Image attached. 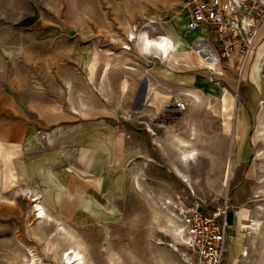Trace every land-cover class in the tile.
<instances>
[{
    "label": "rangeland",
    "instance_id": "374dc122",
    "mask_svg": "<svg viewBox=\"0 0 264 264\" xmlns=\"http://www.w3.org/2000/svg\"><path fill=\"white\" fill-rule=\"evenodd\" d=\"M187 1L0 0V264H22L28 248L37 264H62L73 240L51 236L60 225L85 264H196L171 230L166 198L173 205L197 200L208 214L226 202L233 252L223 264H264V223L253 235L247 221L229 219L244 208L263 217L256 205L264 203V154L254 153L264 146V55L252 60L264 41V0L253 13V49L241 75L231 57L216 71L195 63L166 70L127 36L128 29L146 26L153 35L173 27L195 43L203 33H184ZM149 17L157 23L146 25ZM187 89L202 101L193 103ZM204 93L218 96L219 105H208ZM192 125L196 160L182 167L171 136L186 138ZM80 158L87 171L73 168ZM36 196L51 224L34 219Z\"/></svg>",
    "mask_w": 264,
    "mask_h": 264
},
{
    "label": "built area",
    "instance_id": "2783aa9c",
    "mask_svg": "<svg viewBox=\"0 0 264 264\" xmlns=\"http://www.w3.org/2000/svg\"><path fill=\"white\" fill-rule=\"evenodd\" d=\"M261 0H188L186 30H201L203 36L194 46L206 57L229 60L237 53L246 58L253 49V33ZM229 205L208 214L197 200L180 203L178 212L185 236L186 250L199 264H223L227 253Z\"/></svg>",
    "mask_w": 264,
    "mask_h": 264
},
{
    "label": "bare ground",
    "instance_id": "6f19581e",
    "mask_svg": "<svg viewBox=\"0 0 264 264\" xmlns=\"http://www.w3.org/2000/svg\"><path fill=\"white\" fill-rule=\"evenodd\" d=\"M149 23H150L149 25L155 24V23H157V20L155 18L151 17ZM128 35L131 38L132 42H136L137 40H139L140 44H141V46H140L141 48L142 47H144L145 49L149 48V50H151L154 54L153 57H155L159 61H161L163 63V65L165 66V68H167V70H170L171 68H180V65L190 67L191 64L199 65L201 67V69H205V70H209V71L213 70V69L219 70L218 61H216L213 57L204 56V54H202L197 49V47L194 46L195 43H193V42L188 43L182 37L173 38L169 35H165L164 33H155L153 35H149L146 26L140 28L137 31L136 30L132 31V30L128 29L127 36ZM125 48H127V47H125ZM128 48H129V46H128ZM262 55H264V41L259 43L258 46L256 47L255 55H254L253 60H252L254 62L253 66L259 62V59ZM255 56H256V58H255ZM170 71H172V70H170ZM107 72H108V70H107ZM108 74H109V72H108ZM105 77L107 78V76H105ZM184 93H185V96L188 97L189 99H191V101L195 104L200 103L202 101L201 94L198 93L197 91L187 89ZM203 98L206 100V103L208 105H212V106L219 105V103L221 101V99L218 96L211 94V93H204ZM262 102L264 103V101H262ZM227 106L230 108H233V102L229 101ZM262 130L264 131V128ZM197 133H198L197 126L192 125L188 129V136L186 138H182V137L176 136V135L174 136L175 146H176V148H178V151H179V159H180L179 162H182V164L185 163L188 165V163H191V162L194 163V161L196 160L197 151H196L195 147L193 146V143H194L193 140L197 139V137H198ZM198 139H199V137H198ZM49 143H51V142L49 141ZM254 154H255V157L260 158L261 155L263 157L264 146H263L261 151L257 150V151H255ZM100 157H101L100 152L95 154V156L92 159L93 165L96 161H100V159H101ZM230 162H231V160H230V158H228V155H227V158L225 159V162L223 164L224 168H223L222 180H221V185L224 188L227 186V183L229 180V175H230V170H231V163ZM178 171H179V169H178ZM1 174H3V172L0 173V175ZM183 176L185 177V179H183V181L187 182L188 183L187 186L191 188L192 187L191 183L188 180L189 177L187 175H183ZM1 179L3 180L1 182V187H2V183L5 182V179L3 177H1ZM134 180H135L133 183V184H135L134 187H136V189L140 190L141 185L137 179V176L134 178ZM260 200H262V199H260ZM33 201L35 202V204L33 206H31V208H32V214L34 216V219L37 220V222H39V223H44V222L50 223V222H52V218L45 211L44 206L42 205L41 201L39 200V197H37V196H36V198L34 197V199H32V202ZM162 205H164L165 208H167L169 211L170 217H168L167 221H168L169 225L171 226V230H172L173 234L176 235L175 236L176 239L179 240V242H181V243L183 242V245L185 246V236L183 234V227H182V224L180 222L178 205L174 204L175 205L174 206L173 202L167 198L165 199V201L163 200ZM168 206H170V207H168ZM256 209H257L259 214L263 215V217L262 218H256V219H250L249 221H247V224L245 226L246 230H249L252 233L254 232L253 235H255V233L257 231L259 232L262 224L264 223V203L256 205ZM175 210H177V213L175 212ZM60 232L65 233L67 236L70 237V239L73 240V244L68 245L61 252L60 259H61L62 264H85L84 253L79 248L78 242H76V240L74 241V236L71 233H69V231H67L62 225H60V227L56 226L55 229H53L51 236L55 237ZM185 248H186V246H185ZM240 250H241V252H243V254L240 253L241 255H243V256L246 255V252L243 251V248ZM28 255L30 256V258H28L22 264H37L38 257L35 255V253L30 248H28ZM196 264H199V263L196 261Z\"/></svg>",
    "mask_w": 264,
    "mask_h": 264
},
{
    "label": "crops",
    "instance_id": "0c3cea01",
    "mask_svg": "<svg viewBox=\"0 0 264 264\" xmlns=\"http://www.w3.org/2000/svg\"><path fill=\"white\" fill-rule=\"evenodd\" d=\"M181 1H183V0H181ZM150 18L151 17H149V19H148V23H146V25H149L150 23H149V21H150ZM186 22V21H185ZM185 22H184V27H183V31H184V33L185 34H187V35H189V36H197V31H194V32H188L187 30H186V26H185ZM198 32H201V30H199ZM162 33H164L165 35H169V36H171V37H173V38H176V37H180L178 34H177V32L173 29V27H171V29L170 28H168V27H165V31H163ZM201 33H203V32H201ZM202 36H203V34H202ZM202 36H199L200 38L202 37ZM199 38V39H200ZM196 39V38H195ZM199 39H197V40H194V42H196V41H198ZM191 40V39H190ZM141 46V44H140V41L138 40L137 41V44H136V48L137 49H139V51H141L140 53L141 54H143V55H150L151 53H153L151 50H149V48H144V47H140ZM148 49V50H147ZM145 53V54H144ZM247 59L248 58H242L241 56H239L237 53H234L232 56H231V60H232V62H236L237 63V65H236V69L238 70V73L241 75V74H243V72H244V67H245V64L247 63ZM243 67V68H242ZM170 69V68H169ZM174 69V70H173ZM171 68L170 70H173V71H176V69L177 68ZM166 70H167V68H166ZM102 71H103V69H101V73H102ZM149 87H150V83L147 85V92L149 91ZM152 89V88H151ZM165 99V98H164ZM163 99V100H164ZM157 100V97L156 98H154V101L153 102H155ZM145 104L147 105V106H151L152 104H150L149 102H148V98L147 99H145ZM180 109H181V107H179ZM159 110H160V108H158ZM169 126H171V125H169ZM150 133L151 134H154L153 132H151L150 131ZM175 136V135H174ZM174 136H171V138H173V140H174ZM177 136V135H176ZM180 136V135H179ZM120 138V141H119V143H121V140H122V138L121 137H115V141H116V139H119ZM1 141V140H0ZM3 142V141H2ZM4 143V145L6 146V147H8V146H13L15 149H17V151H19V145H17V144H14V143H5V142H3ZM116 143V142H115ZM118 142L116 143L117 145L119 144ZM175 148H176V146H175ZM89 149V148H88ZM87 150V149H86ZM85 151V150H84ZM174 153H175V156H176V159H177V161L179 162L180 161V159H179V151H178V148H176L175 149V151H174ZM9 160V159H8ZM82 160V161H81ZM192 163V162H191ZM82 164V165H81ZM82 167H81V166ZM179 165L180 166H185V165H187V164H185V163H183L182 164V162H179ZM73 168L75 169V170H83V171H87L89 168H88V165H87V163H85V161L82 159V158H80V160L77 162V166H74L73 165ZM84 168V169H83ZM178 169H179V171H178ZM180 169L181 168H176L175 170L179 173L180 172ZM29 178V177H28ZM25 178H21L20 180H24ZM75 180V177H74V175H71V182L72 181H74ZM182 182H183V180H181ZM21 183V181H19V184ZM73 183V182H72ZM18 184V185H19ZM17 186V185H16ZM69 189V191L71 192V191H74L73 189L71 190L69 187L66 189V190H68ZM76 191H78V190H76ZM39 197V196H38ZM39 198H41V197H39ZM65 205L66 204H63L62 205V207L64 208L65 207ZM231 218V219H230ZM229 219H230V221H231V224H238V225H242V223H244V222H246V221H249L250 219H253V215H249V214H247V211H246V209L244 208L243 209V211L240 209V210H235L233 213H231V215H230V217H229ZM244 247H243V251H244ZM231 252H233L232 251V249L230 250V252H228L227 251V253H230L231 254ZM227 253H226V255H227Z\"/></svg>",
    "mask_w": 264,
    "mask_h": 264
}]
</instances>
